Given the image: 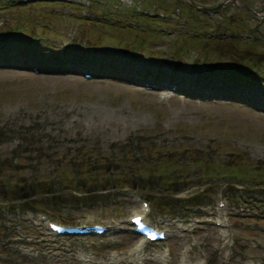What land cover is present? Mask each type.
Returning a JSON list of instances; mask_svg holds the SVG:
<instances>
[{
  "label": "rangeland",
  "instance_id": "obj_1",
  "mask_svg": "<svg viewBox=\"0 0 264 264\" xmlns=\"http://www.w3.org/2000/svg\"><path fill=\"white\" fill-rule=\"evenodd\" d=\"M245 6L264 14L0 0V264H264V19ZM235 65L234 91L214 75Z\"/></svg>",
  "mask_w": 264,
  "mask_h": 264
},
{
  "label": "trees",
  "instance_id": "obj_2",
  "mask_svg": "<svg viewBox=\"0 0 264 264\" xmlns=\"http://www.w3.org/2000/svg\"><path fill=\"white\" fill-rule=\"evenodd\" d=\"M75 59V58H74ZM242 66V65H241ZM180 68V67H179ZM212 67H211V64H209V66H208V68L206 69V71L208 72V73H211V74H214L215 73V70L213 69H211ZM223 68V67H222ZM245 69V71H243ZM244 69H240L239 67H238V65H235V67L234 68H232L231 67V74L233 73V72H235V74H238V76L237 77H234V75H227V76H224L223 77V75H222V73H220V72H216V75H214V77H215V80H219V81H221V82H225V84H226V87H229L231 84H234L235 85V88H234V90H236L237 89V84L236 83H238V82H242V79H239V75H240V73H242L243 74V72H244V74H245V72L247 71V68L245 67ZM237 71V72H236ZM243 71V72H242ZM221 75H220V74ZM210 80H213V79H210ZM209 79H208V81L210 82V84H211V81H210ZM20 190H21V188H20ZM22 190H23V187H22ZM25 193V192H24ZM22 196H24V194H22Z\"/></svg>",
  "mask_w": 264,
  "mask_h": 264
},
{
  "label": "water",
  "instance_id": "obj_3",
  "mask_svg": "<svg viewBox=\"0 0 264 264\" xmlns=\"http://www.w3.org/2000/svg\"><path fill=\"white\" fill-rule=\"evenodd\" d=\"M189 2H190V1H189ZM190 3H191V5H193V6L199 8V5H198V4H195V3H192V2H190ZM220 6H222V3H219V4H217V5L213 6V7L205 6V7H203V9L212 10V9H217V8H219Z\"/></svg>",
  "mask_w": 264,
  "mask_h": 264
},
{
  "label": "flooded vegetation",
  "instance_id": "obj_4",
  "mask_svg": "<svg viewBox=\"0 0 264 264\" xmlns=\"http://www.w3.org/2000/svg\"><path fill=\"white\" fill-rule=\"evenodd\" d=\"M263 6H264V3H263ZM251 13H253V15H255V14H258L259 15V13H260V11H258V10H254V9H252L251 8ZM261 15H264V14H261ZM264 18V17H263Z\"/></svg>",
  "mask_w": 264,
  "mask_h": 264
}]
</instances>
